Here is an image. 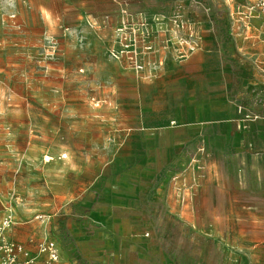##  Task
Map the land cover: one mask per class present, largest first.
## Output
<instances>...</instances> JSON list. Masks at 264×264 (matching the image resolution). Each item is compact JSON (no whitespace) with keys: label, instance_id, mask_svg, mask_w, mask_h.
Here are the masks:
<instances>
[{"label":"rangeland","instance_id":"1","mask_svg":"<svg viewBox=\"0 0 264 264\" xmlns=\"http://www.w3.org/2000/svg\"><path fill=\"white\" fill-rule=\"evenodd\" d=\"M257 1L0 0V221L10 215L6 234L22 258L264 264V177L245 140L252 126L237 132L204 113L191 126L180 114L201 103L180 102L161 80L228 11L264 33ZM144 17L152 50L136 72L129 54L113 55L115 29L129 22L137 31ZM188 36L198 46L182 56ZM167 126L187 135L157 129ZM49 241L55 260L39 253Z\"/></svg>","mask_w":264,"mask_h":264},{"label":"crops","instance_id":"2","mask_svg":"<svg viewBox=\"0 0 264 264\" xmlns=\"http://www.w3.org/2000/svg\"><path fill=\"white\" fill-rule=\"evenodd\" d=\"M217 25V31L205 37L200 50L181 62H169L161 80L169 88L168 94L179 97L180 102H192L195 98L201 103L197 111L187 109L180 114L191 126L203 125L199 118L204 113L211 122L229 123L238 132L237 104L258 113L260 119L252 124L245 140L253 144L247 148L254 160L250 166L261 178L264 177V33L256 21L241 23L230 11L218 17ZM157 129L171 135H187L188 131L173 126ZM123 209L126 213L131 211L127 207ZM140 243L139 238H134L127 246L134 251Z\"/></svg>","mask_w":264,"mask_h":264},{"label":"built area","instance_id":"3","mask_svg":"<svg viewBox=\"0 0 264 264\" xmlns=\"http://www.w3.org/2000/svg\"><path fill=\"white\" fill-rule=\"evenodd\" d=\"M255 7L257 13L264 15V0H258ZM147 22L148 20L145 17L142 18V20H140V22L138 23V28L136 29L137 31L132 29L134 27L130 28L131 23L129 24V22H121L120 25L115 29V37L117 42L119 43V48L116 49L115 54L113 55L115 58H120L123 55L129 54L127 56L130 58L133 68L136 72L144 69V59L152 50V46L146 44L148 33L141 30V26L144 24L147 25ZM170 22L171 26L172 23L178 26L183 25V21L176 20V18H174L173 21L170 20ZM185 42L187 43V45L185 51L182 53V56L194 52L198 46L196 37L194 36H188ZM166 44L168 46H171L170 40H167ZM140 56H142L141 60ZM159 64H161V61L159 62ZM235 109L236 113H238L239 115L237 127L240 130H250L252 124L256 120L260 119L259 114L246 110L241 105H236ZM248 147L251 148V145L249 144ZM11 222L12 221L10 215H6L0 221V264H35L34 257L31 259H24L20 256V253L22 251L21 247L10 240L8 235L6 234V230L9 228ZM39 249V253L46 252L49 254V258L51 260L56 259L57 256L55 254V250L53 249V242L49 241L48 243H41Z\"/></svg>","mask_w":264,"mask_h":264},{"label":"bare ground","instance_id":"4","mask_svg":"<svg viewBox=\"0 0 264 264\" xmlns=\"http://www.w3.org/2000/svg\"><path fill=\"white\" fill-rule=\"evenodd\" d=\"M37 258V256L35 257V259Z\"/></svg>","mask_w":264,"mask_h":264}]
</instances>
